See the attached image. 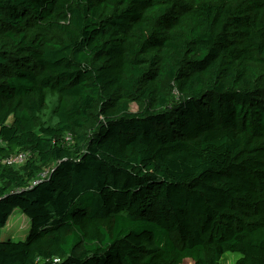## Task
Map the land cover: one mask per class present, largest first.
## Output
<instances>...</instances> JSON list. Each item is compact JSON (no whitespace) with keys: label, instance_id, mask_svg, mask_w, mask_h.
Wrapping results in <instances>:
<instances>
[{"label":"trees","instance_id":"1","mask_svg":"<svg viewBox=\"0 0 264 264\" xmlns=\"http://www.w3.org/2000/svg\"><path fill=\"white\" fill-rule=\"evenodd\" d=\"M227 253L264 264V0H0V264Z\"/></svg>","mask_w":264,"mask_h":264},{"label":"rangeland","instance_id":"2","mask_svg":"<svg viewBox=\"0 0 264 264\" xmlns=\"http://www.w3.org/2000/svg\"><path fill=\"white\" fill-rule=\"evenodd\" d=\"M57 101V97H50L48 110L45 112L43 118L44 120H52V111ZM133 111L137 110L136 106L132 107ZM81 203L78 201L71 209L70 213L73 212L75 209L80 207ZM31 224L29 219L20 211L16 210L15 213L10 217L6 227L2 231L1 239L3 241L12 240L14 242L25 241L30 233ZM242 256L238 253H227L223 260L222 264H236V262ZM184 264H193L192 261L187 260Z\"/></svg>","mask_w":264,"mask_h":264},{"label":"built area","instance_id":"3","mask_svg":"<svg viewBox=\"0 0 264 264\" xmlns=\"http://www.w3.org/2000/svg\"><path fill=\"white\" fill-rule=\"evenodd\" d=\"M68 141L70 140V137H68L67 139ZM27 160V155L22 153V154H19V155H16L10 159H8L7 163L9 165H21L23 163H25V161ZM48 171L46 173H44L41 177L42 178H45L47 175H48ZM38 182H34V184H37Z\"/></svg>","mask_w":264,"mask_h":264}]
</instances>
